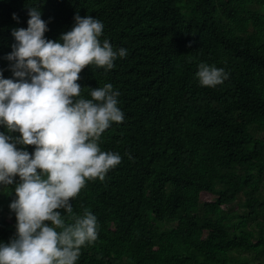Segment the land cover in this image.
<instances>
[{"label":"trees","instance_id":"1","mask_svg":"<svg viewBox=\"0 0 264 264\" xmlns=\"http://www.w3.org/2000/svg\"><path fill=\"white\" fill-rule=\"evenodd\" d=\"M36 3L0 0L5 78L11 32ZM40 10L47 39L78 13L104 24L101 42L127 49L113 69L86 66L77 81L111 83L124 113L98 141L121 162L72 198L75 214L98 221L77 264H264V0H45ZM202 62L228 78L201 86ZM11 191L0 189L5 243L15 234Z\"/></svg>","mask_w":264,"mask_h":264},{"label":"clouds","instance_id":"2","mask_svg":"<svg viewBox=\"0 0 264 264\" xmlns=\"http://www.w3.org/2000/svg\"><path fill=\"white\" fill-rule=\"evenodd\" d=\"M44 2L28 6L27 27L11 32L14 42L4 57L11 77L0 69V189L12 186L8 208L15 217L14 236L0 242V264H77L81 249L98 237V221L88 209L75 214L72 198L86 181H103L122 159L98 143L124 120L119 91L111 83L84 87L85 98L77 81L86 66L113 69L127 49L101 42L104 24L78 13L70 30L47 39ZM228 76L203 62L195 73L203 87Z\"/></svg>","mask_w":264,"mask_h":264},{"label":"rangeland","instance_id":"3","mask_svg":"<svg viewBox=\"0 0 264 264\" xmlns=\"http://www.w3.org/2000/svg\"><path fill=\"white\" fill-rule=\"evenodd\" d=\"M201 198H202V200H204V201H211V200H213V197L210 196V195H208V194H203V195L201 196ZM233 207H234V206H233ZM7 219L10 220V217L7 216Z\"/></svg>","mask_w":264,"mask_h":264}]
</instances>
